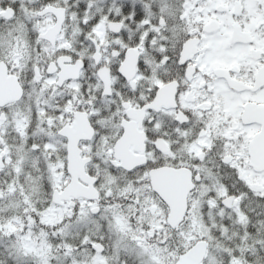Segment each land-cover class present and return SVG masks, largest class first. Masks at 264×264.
Masks as SVG:
<instances>
[{"label": "snow or ice", "instance_id": "6c2138e0", "mask_svg": "<svg viewBox=\"0 0 264 264\" xmlns=\"http://www.w3.org/2000/svg\"><path fill=\"white\" fill-rule=\"evenodd\" d=\"M0 264H264V0H0Z\"/></svg>", "mask_w": 264, "mask_h": 264}]
</instances>
